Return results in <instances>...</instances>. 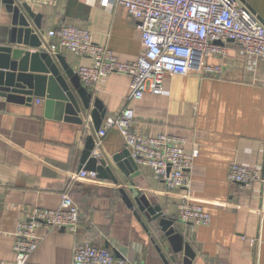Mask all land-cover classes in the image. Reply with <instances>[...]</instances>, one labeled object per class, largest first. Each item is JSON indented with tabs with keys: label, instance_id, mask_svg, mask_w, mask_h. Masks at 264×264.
<instances>
[{
	"label": "crops",
	"instance_id": "1",
	"mask_svg": "<svg viewBox=\"0 0 264 264\" xmlns=\"http://www.w3.org/2000/svg\"><path fill=\"white\" fill-rule=\"evenodd\" d=\"M264 25V0H244ZM41 16L45 47L61 54L75 70L90 59L57 44L46 31L59 22L87 28L93 41L109 48L119 60L133 61L141 50L136 21L120 5L102 7L100 0H56L31 5ZM6 18L0 3V29ZM33 52L34 49H29ZM207 62L221 67L218 75H165L160 94L145 92L127 100L130 78L112 73L92 90L107 116L128 105L133 109L132 130L145 136L166 133L185 140L186 150L197 148L190 169L188 190H170L145 165L125 164L130 176L116 169L119 180L76 176L87 138L95 141L91 117L82 124L70 121L66 99L58 86H46L44 96L29 102H8L0 97V262L16 264L12 252L18 222L28 219L34 207L56 208L60 192L69 189L80 218L76 233L65 228L46 232L35 228L40 243L27 264H72L74 247L90 242L122 254L132 264H165L133 209L119 191L125 180L144 194L164 214L177 219L182 193L202 205L208 225L180 221L183 241L195 253L190 264H264V200L258 183L230 182L227 171L236 163L259 168L264 158V58L244 52L228 42L225 57ZM35 74V73H34ZM72 116V115H71ZM125 148L116 127L106 129L100 157L110 158ZM177 264H183V254Z\"/></svg>",
	"mask_w": 264,
	"mask_h": 264
},
{
	"label": "built area",
	"instance_id": "2",
	"mask_svg": "<svg viewBox=\"0 0 264 264\" xmlns=\"http://www.w3.org/2000/svg\"><path fill=\"white\" fill-rule=\"evenodd\" d=\"M29 5L53 4L56 0H24ZM102 7L120 5L136 21L142 50L133 61H121L105 45L93 41L89 29L59 22L46 31L57 44L90 59L76 73L81 83L93 90L98 81L112 73L130 78L127 100L140 99L145 92L160 94L166 74L196 76L218 75L221 67L207 62L210 56L225 57L228 42L244 52L264 58V25L241 0H100ZM133 109L125 105L116 116H107L96 133L92 154L98 148L106 129L116 127L125 148L138 165L150 167L170 190H188L190 169L197 148L186 150L185 140L166 133L141 135L132 130ZM264 147V142H263ZM76 176L97 178L96 172L80 169ZM230 182L249 185L258 183L264 200V158L259 168L233 163L227 171ZM59 205L54 209L34 207L26 220L18 222L14 231L12 252L16 264H27L40 239L35 228L46 232L65 228L76 233L80 211L69 189L60 192ZM177 219L195 225H208L210 214L201 204L182 193L177 203ZM1 264V262H0ZM72 264H132L125 256H116L103 245L90 242L77 244Z\"/></svg>",
	"mask_w": 264,
	"mask_h": 264
},
{
	"label": "water",
	"instance_id": "3",
	"mask_svg": "<svg viewBox=\"0 0 264 264\" xmlns=\"http://www.w3.org/2000/svg\"><path fill=\"white\" fill-rule=\"evenodd\" d=\"M0 3L6 14L0 29V97L8 102L24 103L29 102L32 95L44 96L47 84L58 86L66 99L65 113L69 115L68 119L82 124V117L89 115L95 131H98L105 116L103 104L98 98H93L92 90L81 83L75 70L61 54H52L43 47L40 14L34 12L24 0H0ZM29 49L34 51L30 52ZM93 149L94 140L89 136L81 155V168L95 171L100 179L118 183L120 177L117 168L125 176L132 177L124 165L131 163L138 167L127 148L110 158L94 156ZM125 182L126 189L119 188L122 198L151 235L154 247L165 264H177L180 253L183 254V264H190L195 253L183 241L180 221L164 214L159 205L152 204L134 188L132 181L126 179Z\"/></svg>",
	"mask_w": 264,
	"mask_h": 264
}]
</instances>
